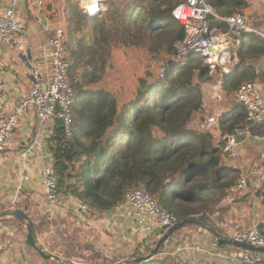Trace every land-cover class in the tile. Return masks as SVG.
<instances>
[{"label":"trees","instance_id":"1","mask_svg":"<svg viewBox=\"0 0 264 264\" xmlns=\"http://www.w3.org/2000/svg\"><path fill=\"white\" fill-rule=\"evenodd\" d=\"M181 1L111 0L108 13L100 19L83 12L77 4L72 6L69 0L65 3L70 6L66 12L80 26H70L66 37L74 90L72 131L66 135L61 121L55 119L46 139L58 191L86 202L92 213L104 215L121 204L129 188L137 186L179 220L193 218L197 222L173 231L151 258L136 260L146 256L158 241L155 237L148 245L142 240L121 264H175L157 254L167 239L193 225L206 227L226 243L223 229L211 215L217 208L226 210L219 205L231 195L240 179L239 171L223 167L221 141L217 143L212 132L196 131L189 124L203 109L202 82L222 81L223 94L231 96L230 110L219 119L222 135L244 127L247 112L235 91L241 83L255 79L253 62L264 55V39L242 34L238 61L227 74H210L199 55L176 62L175 42L184 31L172 11ZM207 1L219 15L239 12L247 5L244 0ZM210 22L226 29L213 17ZM92 23L93 30L86 33ZM135 34L136 41L129 40ZM144 36L157 41L144 44ZM129 42L142 47L148 59L165 67V73L154 75L148 65L145 75L138 78L132 99L119 106L111 90L92 83L105 72L112 50L128 47ZM251 131L264 132V127L256 130L252 126ZM18 207L0 203V217ZM259 228L264 234V222Z\"/></svg>","mask_w":264,"mask_h":264},{"label":"built area","instance_id":"2","mask_svg":"<svg viewBox=\"0 0 264 264\" xmlns=\"http://www.w3.org/2000/svg\"><path fill=\"white\" fill-rule=\"evenodd\" d=\"M77 1L83 4V0ZM19 2L20 0H8V5L0 9V42L15 48L26 59L28 58L27 28L17 15ZM31 4L41 7L44 0H31ZM81 4L83 11L90 16L103 13L105 10L104 0H87L85 5ZM92 6L97 7L96 13H90ZM172 15L184 31L183 37L175 42L174 60L183 62L190 55H199L209 66L210 74L229 73L230 66L238 61L237 51L241 45L242 34L253 33L264 39V31L244 14L235 12L230 15H219L207 0H182L173 9ZM59 16L61 17L62 14ZM211 17L224 23L226 29L213 27L210 22ZM44 27L52 30L46 45L50 51L49 72L43 75L32 68L30 72L32 86L11 110L6 108L7 83L0 76V153L13 147L15 129L23 118L29 117L36 121L38 127V133L23 149L22 165L18 169V176L23 179L31 157L41 164L37 175L43 190L42 219L50 217L60 207L63 199L58 191V178L51 166L50 151L42 144V134L46 129L51 131V125L55 119L61 121L66 135L71 134L74 101V90L70 80L72 63L66 47L63 22L60 18L52 27L47 24ZM159 70V75L162 77L165 67L160 66ZM220 88L221 81L203 86L210 99L219 97L217 90ZM235 97L246 109V123L244 127H237L232 133L221 136L222 162L236 157L240 140L245 137L255 140L262 138V135L251 131L253 125L264 122V99L259 82L254 79L241 83L235 91ZM214 122L213 117L208 119V123ZM0 166L3 167L1 158ZM257 172L261 181L264 182V172L259 169ZM246 181V177L238 179L233 190L243 189ZM73 203L76 206V217L81 221H87V217L92 215L89 205L76 197H73ZM9 205L14 208L16 204ZM11 215L0 217V221ZM108 220L112 221V225L118 221L122 224L127 221L132 235L141 240L145 239L148 245L153 243L155 237L158 240L162 237L163 233L156 235L158 229L164 225L170 227L179 221L177 216L160 206L153 195L137 186L127 190L123 201L111 211ZM207 230L206 227L192 228L186 234L181 233L178 240L165 242L157 256L169 257L175 264L264 263V234L258 223L253 222L246 229L233 232L228 237L225 236L224 245ZM171 243L172 245L166 247ZM234 243L248 244L254 249H246ZM232 246L237 247V250L233 251ZM0 249L5 252L8 247L5 244ZM70 262L82 264L86 261L72 258Z\"/></svg>","mask_w":264,"mask_h":264},{"label":"crops","instance_id":"3","mask_svg":"<svg viewBox=\"0 0 264 264\" xmlns=\"http://www.w3.org/2000/svg\"><path fill=\"white\" fill-rule=\"evenodd\" d=\"M62 2L63 0H44V4L37 7L31 4V0H20L17 15L27 28L28 58L25 59L15 48L0 42V76L7 83L5 100L8 110H11L31 88L32 68L43 75L48 74L50 51L46 45L52 30L46 29L43 22L52 27L60 18L63 19L65 12L61 6H58ZM7 5L8 0H0V9ZM60 14H62L61 17ZM253 67L256 74L255 80L259 82L264 99V55L253 62ZM217 92L220 101L205 97L199 117L194 118L189 124V127L196 131H203L207 128L208 119L213 117L215 122L211 123L212 130L209 131L214 135L215 141L216 138L219 140V135L222 136L219 119L231 107L229 102L221 104L225 100L222 99L224 95L222 81L221 88ZM253 127L260 130L264 127V122L255 124ZM37 129L36 121L29 117L23 118L15 129L13 147L0 153L3 163V167L0 166V203H15L27 214L37 227L35 236L44 249L50 251L45 241H48V238H54L58 230L64 232L70 231L69 228H82L85 249L82 252V258L76 257V259L93 264H121L142 241L139 237L132 235L127 221L124 224L118 221L112 225V221L108 220L111 212L104 215L92 213L87 217V221H81L76 217V206L71 196H63L60 207L50 217L42 219L43 190L37 175L41 164L31 157L23 179L18 176V169L22 165L23 149L31 143L38 133ZM50 133L49 129L43 131L44 147L47 146L46 139ZM256 133L262 135V138L255 140L247 137V140H254L252 141L254 145L250 144L253 148L249 149L248 144L251 141L242 139L238 144L236 157L222 162L223 167L238 170L240 178L247 179L243 189L239 191L232 189L231 195L220 203L219 207H226V210L220 211L217 208L211 215L216 225L223 229V237L246 229L253 222L258 224L264 222V182L261 181L257 172V169L264 172V132ZM12 217L7 216L0 221V247L5 244L8 247L5 252L0 249V264H38L29 261L30 252L33 253V251L25 244V238L22 237V233L26 236V221ZM192 228L203 227L197 225L185 227L173 235L170 238L171 241L178 240L181 233L186 234ZM207 231L210 235H214L210 230ZM50 252L57 253L52 250Z\"/></svg>","mask_w":264,"mask_h":264},{"label":"rangeland","instance_id":"4","mask_svg":"<svg viewBox=\"0 0 264 264\" xmlns=\"http://www.w3.org/2000/svg\"><path fill=\"white\" fill-rule=\"evenodd\" d=\"M65 1V2H64ZM68 0H63L61 4L58 6L62 7L63 12V27L66 32L68 28L71 26L72 28L76 27L79 28L78 25L75 23L78 20H74L71 15L66 12L67 8L69 9L70 6H66L65 3ZM71 2V5H79V7L82 9L83 6H80L79 2L77 0H69ZM87 0H83V4L85 5ZM111 0H104V7L105 10L103 13L97 14V17L103 18L108 13V3ZM246 2V7H243L239 10L242 14H244L249 20L255 23V25L264 31V0H244ZM83 11V9H82ZM84 12V11H83ZM68 18V19H67ZM94 24L92 23L88 27H86V33H90L93 30ZM137 33V31H136ZM110 35V34H109ZM108 35V37H109ZM136 34L129 37V40L136 41ZM144 44L154 43L157 41L156 38H148L146 36L143 37ZM130 43V42H129ZM130 46L124 47V48H115L112 50L111 56L107 60V67L105 72L102 75H97L98 78H95V81L92 83L93 86H99L104 87L106 89L111 90L116 96L118 100L119 106L128 103L129 100L132 99V97L135 94V91L138 86V78L145 75L146 68L148 65H151L149 68L153 71L154 75H159V65H157L153 60L150 58H147V52L140 47L139 45L135 44H129ZM100 56V54H99ZM105 57V56H104ZM147 58V59H146ZM160 76V75H159ZM209 84H214L210 82L203 81V86H208ZM204 92V96L206 98L207 94L206 91L202 88ZM218 98V99H217ZM215 98L216 100L220 101V97ZM225 99L224 102L221 104H224L225 102H229L231 100V96H224L222 99ZM210 99V98H209ZM212 100V99H210ZM220 103V102H219ZM214 106V103H213ZM199 114L195 116V118L199 117ZM201 117V116H200ZM207 128L205 130H212V125L210 123H207ZM244 139L247 140L245 137ZM216 141H221V136L219 135V140L216 138ZM251 141L248 145L250 148H253L254 145L252 144V141L254 140H247ZM217 142V143H218ZM251 144V145H250ZM216 209V205L213 206ZM12 218H15L13 216ZM33 220V219H32ZM24 229V228H23ZM70 231H60L58 230L56 235H54V238H48L49 240L45 241L47 242L49 246V250L57 252L56 254L59 255L66 263H71L70 260L72 258H82V252L84 251V241L82 239L83 229H72L69 228ZM67 229V230H69ZM22 237L25 238V233H22ZM171 241L170 239H167L165 242ZM46 244V243H45ZM46 244V246H47ZM171 244L167 245L166 247H169ZM233 251L237 250V247L232 246L231 247ZM29 251V250H28ZM131 251V250H130ZM30 252V251H29ZM59 253V254H58ZM31 263H40V264H54L49 260H45L42 257H40L36 253L30 252V260Z\"/></svg>","mask_w":264,"mask_h":264},{"label":"water","instance_id":"5","mask_svg":"<svg viewBox=\"0 0 264 264\" xmlns=\"http://www.w3.org/2000/svg\"><path fill=\"white\" fill-rule=\"evenodd\" d=\"M95 15L96 14H93L92 16H95ZM43 23H44V25H46L45 21ZM29 57H31V56L29 55ZM12 215L15 216L19 220L26 221V224H25L26 236H25L24 242L30 249H32L34 252H36L40 257H42L43 259H46V260H54L58 264H76V263H66L59 255L54 254V253L44 249L38 243V240L36 239V236H35L34 223H33V221H31L29 219V217L27 216V214L23 210H21L20 208H15L12 211ZM187 223H197V222L195 219L192 218V219L179 220L178 222H176L175 224H173L170 227H167L165 225L162 226L160 229H158L156 231V235L163 233L162 237L157 241V243L154 245L152 250L146 256L139 257L136 260H147V259L151 258V256L158 250V248L163 243V241L173 231H175L176 229H178L179 227H181ZM234 244L238 245V246H242L243 248H246V249H254L253 246L248 245V244H236V243H234ZM82 264H93V263L84 262Z\"/></svg>","mask_w":264,"mask_h":264},{"label":"bare ground","instance_id":"6","mask_svg":"<svg viewBox=\"0 0 264 264\" xmlns=\"http://www.w3.org/2000/svg\"><path fill=\"white\" fill-rule=\"evenodd\" d=\"M93 8H95V11H92ZM96 9H97V7L92 6V7H90V10L89 11H90V13H96L97 12Z\"/></svg>","mask_w":264,"mask_h":264},{"label":"snow or ice","instance_id":"7","mask_svg":"<svg viewBox=\"0 0 264 264\" xmlns=\"http://www.w3.org/2000/svg\"><path fill=\"white\" fill-rule=\"evenodd\" d=\"M92 11H95V8H93Z\"/></svg>","mask_w":264,"mask_h":264}]
</instances>
